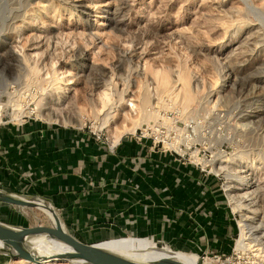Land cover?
Returning a JSON list of instances; mask_svg holds the SVG:
<instances>
[{
	"label": "rangeland",
	"instance_id": "1",
	"mask_svg": "<svg viewBox=\"0 0 264 264\" xmlns=\"http://www.w3.org/2000/svg\"><path fill=\"white\" fill-rule=\"evenodd\" d=\"M0 105V122L83 129L111 148L142 130L172 168L221 184L231 240L246 223L264 243V0H0ZM0 218L50 223L13 204Z\"/></svg>",
	"mask_w": 264,
	"mask_h": 264
},
{
	"label": "crops",
	"instance_id": "2",
	"mask_svg": "<svg viewBox=\"0 0 264 264\" xmlns=\"http://www.w3.org/2000/svg\"><path fill=\"white\" fill-rule=\"evenodd\" d=\"M0 123V189L48 199L83 241L116 249L161 240L195 252L230 249L231 218L212 174L172 168L159 148L134 135L111 148L83 129Z\"/></svg>",
	"mask_w": 264,
	"mask_h": 264
},
{
	"label": "water",
	"instance_id": "3",
	"mask_svg": "<svg viewBox=\"0 0 264 264\" xmlns=\"http://www.w3.org/2000/svg\"><path fill=\"white\" fill-rule=\"evenodd\" d=\"M0 201L41 210L44 207L50 213L49 224L15 225L0 221V252L12 259L21 258L35 263L57 259L79 264H187L177 256L175 252L178 251L172 249L158 258L140 260L101 242H85L67 227L53 203L41 196L30 197L0 189ZM39 237L60 241L67 248L54 252L40 251L35 242Z\"/></svg>",
	"mask_w": 264,
	"mask_h": 264
},
{
	"label": "built area",
	"instance_id": "4",
	"mask_svg": "<svg viewBox=\"0 0 264 264\" xmlns=\"http://www.w3.org/2000/svg\"><path fill=\"white\" fill-rule=\"evenodd\" d=\"M144 132L140 130L135 137L142 139ZM99 136V135H98ZM198 264H264V243L251 240L247 243L240 242V226L236 236L232 239L228 251H204L198 256Z\"/></svg>",
	"mask_w": 264,
	"mask_h": 264
},
{
	"label": "bare ground",
	"instance_id": "5",
	"mask_svg": "<svg viewBox=\"0 0 264 264\" xmlns=\"http://www.w3.org/2000/svg\"><path fill=\"white\" fill-rule=\"evenodd\" d=\"M1 106L2 105H0V107ZM42 210L47 214V216L48 215L50 216V213L46 208L42 207ZM242 225H243V229L240 228L241 229L240 230V242L241 243L250 242L251 240L254 239L253 233L251 232L252 229L246 223H242ZM35 242L39 246L38 249L43 252L45 251L54 252V251H59V250H63L67 248V246L64 243L60 241L52 240V239H47L46 237H39L35 239ZM118 250L124 252L125 254H127L128 256L132 258L140 259V260L158 258L160 256L166 255L167 253H169V251L171 252V250H167L164 248H156L150 244L143 250H129L126 248L118 249ZM175 253L187 264H197L198 258L196 256L183 253V252H175ZM61 262L62 263L67 262V263L73 264L72 262L68 260H57V259L43 261L38 264H42V263L50 264V263H61Z\"/></svg>",
	"mask_w": 264,
	"mask_h": 264
},
{
	"label": "trees",
	"instance_id": "6",
	"mask_svg": "<svg viewBox=\"0 0 264 264\" xmlns=\"http://www.w3.org/2000/svg\"><path fill=\"white\" fill-rule=\"evenodd\" d=\"M28 225H34L33 223H30V224H28Z\"/></svg>",
	"mask_w": 264,
	"mask_h": 264
}]
</instances>
